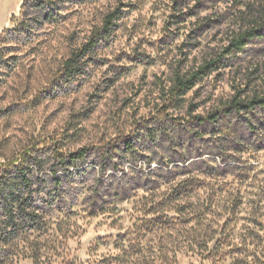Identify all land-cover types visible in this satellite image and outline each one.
Masks as SVG:
<instances>
[{"label": "rangeland", "instance_id": "obj_1", "mask_svg": "<svg viewBox=\"0 0 264 264\" xmlns=\"http://www.w3.org/2000/svg\"><path fill=\"white\" fill-rule=\"evenodd\" d=\"M53 1L45 21L0 0V184L27 169L43 217L1 243L0 264H264V107L232 108L264 94V0ZM251 27L261 35L223 54ZM218 57L171 96L175 74Z\"/></svg>", "mask_w": 264, "mask_h": 264}, {"label": "trees", "instance_id": "obj_2", "mask_svg": "<svg viewBox=\"0 0 264 264\" xmlns=\"http://www.w3.org/2000/svg\"><path fill=\"white\" fill-rule=\"evenodd\" d=\"M53 4V0H24L20 10L23 16L30 15L35 11L38 13L41 12L42 18H44L45 21H54L56 16H58L54 9L58 7L53 6ZM118 16L119 11L116 9L104 17L101 28L94 31L90 35L88 41L82 45L78 51L73 52L72 55L66 59L63 64V70L66 73L73 74L80 72L79 59L87 52L91 51L103 37L108 36L113 21L117 19ZM28 18L32 19V15ZM24 23L25 19L20 23V26H22L20 30L16 29L9 31L4 29L3 35H10V38L15 34L17 36L19 32H23L24 26H30V24L25 25ZM260 32L261 28L251 27L238 33L230 40L229 44L223 50V54L243 50L249 40L261 35ZM220 61L221 57L211 58L205 60L193 71L175 74L173 84L169 89L171 96L179 97L184 95L187 91L192 89L204 75L217 70ZM255 107H264V94L255 95L247 101L243 99L239 100L237 97H234L232 100V108L235 110H248ZM219 115V113H214L206 118L197 120L201 122H205L206 119L207 121L215 120ZM86 151V148H81L74 153L60 155V166L66 170V166L74 164L85 155ZM20 171V178L15 183L8 185L0 184V245L1 243H6L21 236L29 235L30 231H37L41 228L43 217L37 206L34 205L31 197L32 188L29 176L27 175L28 170L22 168ZM54 178L57 180L56 177ZM33 258L35 260L37 258L36 255H34Z\"/></svg>", "mask_w": 264, "mask_h": 264}]
</instances>
